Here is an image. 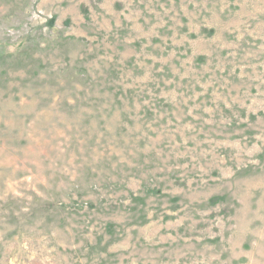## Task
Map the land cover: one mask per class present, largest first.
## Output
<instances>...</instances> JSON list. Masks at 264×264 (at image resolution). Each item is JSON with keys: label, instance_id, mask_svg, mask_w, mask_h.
I'll use <instances>...</instances> for the list:
<instances>
[{"label": "rangeland", "instance_id": "1", "mask_svg": "<svg viewBox=\"0 0 264 264\" xmlns=\"http://www.w3.org/2000/svg\"><path fill=\"white\" fill-rule=\"evenodd\" d=\"M0 264H264V0H0Z\"/></svg>", "mask_w": 264, "mask_h": 264}]
</instances>
